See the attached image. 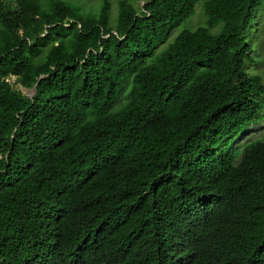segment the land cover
<instances>
[{"label":"trees","instance_id":"obj_1","mask_svg":"<svg viewBox=\"0 0 264 264\" xmlns=\"http://www.w3.org/2000/svg\"><path fill=\"white\" fill-rule=\"evenodd\" d=\"M101 1L0 0V264H264V0Z\"/></svg>","mask_w":264,"mask_h":264},{"label":"rangeland","instance_id":"obj_2","mask_svg":"<svg viewBox=\"0 0 264 264\" xmlns=\"http://www.w3.org/2000/svg\"><path fill=\"white\" fill-rule=\"evenodd\" d=\"M72 4H79L82 6L85 12H96L98 13L100 10V7L102 5L101 0H66ZM121 0H111V15L114 20L117 19V15L119 12V3ZM131 2L133 5H135L139 10L142 8L144 5L145 1L148 0H128ZM207 16L205 15V9H204V0H200L196 4V13L193 17L189 19L182 20L181 22H178L174 25L172 28V36H176L183 28H191L195 29L198 26L205 25ZM260 18H258V21ZM255 31H252L250 34L252 36V39L254 37ZM260 53V52H259ZM258 72L262 74L263 76V81H264V64L262 66L257 67ZM10 83L13 85V87L17 90H21L24 94L32 95L33 91L31 89L25 88L21 86L20 83L17 82V78L15 76H12L9 78ZM262 137L264 139V122H261L260 124L254 125L251 127V129L248 131V133L240 135L236 139V145H238L240 142L246 141L248 138L251 137Z\"/></svg>","mask_w":264,"mask_h":264},{"label":"water","instance_id":"obj_3","mask_svg":"<svg viewBox=\"0 0 264 264\" xmlns=\"http://www.w3.org/2000/svg\"><path fill=\"white\" fill-rule=\"evenodd\" d=\"M31 90L33 91V94H34L36 92V87L32 88Z\"/></svg>","mask_w":264,"mask_h":264}]
</instances>
